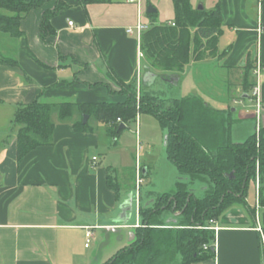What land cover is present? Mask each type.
I'll return each instance as SVG.
<instances>
[{"label":"crops","instance_id":"crops-1","mask_svg":"<svg viewBox=\"0 0 264 264\" xmlns=\"http://www.w3.org/2000/svg\"><path fill=\"white\" fill-rule=\"evenodd\" d=\"M62 1L63 6L49 0L26 13L20 38L0 34V51L16 55L20 65H0V264H91L86 250L97 245L100 251L107 245L106 250L114 252L130 244L141 222L136 207L142 203L140 187L139 201L133 193L141 168L137 163L131 167L130 150L112 134L114 124L95 119L92 124L89 117L92 129L84 132L73 127L79 114L68 122L55 117L53 144L34 149L18 164L12 118L19 103L37 98L120 101L123 97L112 95L105 85L90 84L135 78L138 86L157 93L160 79L171 87L173 97L196 94L215 108L231 110L235 142H244L264 126V0H191L194 7L207 10L221 4L220 54L191 61L181 73L150 66L141 36L127 32L138 23L149 27L152 22L172 21L174 0L90 3L86 10L79 0ZM149 5L156 9L154 18L148 16ZM48 12H55L50 18L55 32L42 37ZM249 52L261 72L257 75L254 67L250 78L261 87L259 104L252 94L254 86L246 90L243 84ZM231 100L242 106L232 109ZM115 155L123 163L118 164ZM126 167L133 168L132 186L128 175H119ZM145 169L144 176L149 173ZM110 176L116 189L109 186ZM172 182H162L160 193L167 192ZM250 206L254 205H234L211 224L217 227L215 256L193 264H264L258 230L262 228L264 234V210L257 219ZM168 211L172 215L167 214L168 222L178 220L173 218L178 213ZM88 231L92 237L86 246ZM99 251L93 258H99Z\"/></svg>","mask_w":264,"mask_h":264},{"label":"trees","instance_id":"trees-1","mask_svg":"<svg viewBox=\"0 0 264 264\" xmlns=\"http://www.w3.org/2000/svg\"><path fill=\"white\" fill-rule=\"evenodd\" d=\"M47 1L0 0V34L20 38L24 34L21 29L24 15ZM57 1L58 7L63 6L62 0ZM116 1L125 0H79V4L86 10L90 3ZM174 6L172 21L152 22L142 32L141 47L150 66L181 73L191 61L202 62L220 54L223 14L220 3L210 10L194 7L191 0H174ZM54 14H46L40 30L42 37L55 32L50 21ZM155 15L148 13L152 18ZM0 65L20 66L16 55L3 50L0 51ZM254 65L255 60L249 52L243 72L246 90L254 85L248 81ZM99 84L123 100L74 102L37 98L30 103H19L12 118L17 127L18 164L34 149L53 144L55 117L68 122L79 114L80 118L73 127L85 132L92 129L89 120L83 123L84 114H88L99 122L114 124L112 134L118 135L139 114H151L166 130L168 159L193 179L209 177L214 187L203 197L195 196L185 184L160 194L153 205L141 207L143 224L134 229L132 242L118 249L106 261L91 264H152L160 257L163 264H193L213 258L215 230L209 228L210 221L217 220L234 205L247 204L248 187L254 183L258 164L264 195V126L244 142H235L231 129L234 123L232 111L215 108L199 95L165 97L143 86L138 87L135 78L130 82L115 78L114 84L90 86ZM120 124L124 127L120 128ZM108 183L116 189L117 183L112 176ZM262 201L264 204V196ZM164 209L180 211L181 218L176 220L175 227L164 226L159 217ZM249 209L254 213L253 208Z\"/></svg>","mask_w":264,"mask_h":264},{"label":"rangeland","instance_id":"rangeland-1","mask_svg":"<svg viewBox=\"0 0 264 264\" xmlns=\"http://www.w3.org/2000/svg\"><path fill=\"white\" fill-rule=\"evenodd\" d=\"M255 68H257V66ZM250 80L251 79H249L248 81ZM170 88L167 87V85L164 84L160 79H158V83L155 86V89L158 91L157 93L158 94L162 93V95L165 97H173L172 91ZM174 90L175 89H173V92ZM176 92L177 91L175 90V94H177ZM242 100L243 101L245 100L246 102L248 101V99L246 98ZM230 104H231L232 109L240 108L242 106V105L233 103V100H231ZM227 111H231V110L227 109ZM91 122L93 124L95 122L94 119H92ZM165 136H166V130L162 127L158 119L148 113L139 114V116L136 119H133L131 122H129L127 127L124 130H122L120 134L116 135V137L120 141V144L125 143V145H127L126 147L128 148V150H130V153H131L130 159L132 162L131 167H136V163H137L138 167L141 168V172H142L141 176L143 179L140 184L142 203L137 202L136 204L137 212L140 216V219H141V215H140L141 207L144 205L146 206L153 205L155 200L159 197V195L163 193V192L160 193V190H159L160 185L162 186L161 184L162 182L164 185H166L168 181H171V180L173 181L170 185L171 188L169 187L168 190H165L167 192L175 189L179 184H185L187 187H189L192 190V192L197 197H203L209 189H212L214 187V184L210 180L209 177L202 176V177L193 179L190 175L186 173H182L174 164H172L169 161V159L167 158L166 150H165ZM114 159L116 160L118 164L123 163V161H121L116 155L114 156ZM145 168L149 169L148 170L149 173L146 176H144L143 174V170ZM127 170H128V167H126L124 171L120 172L119 175H121L122 177L128 175L129 178H128L127 183L129 186H132L130 183L131 182L130 176L132 175L131 171H133V168L128 170L130 172H128ZM256 170L257 172H256L254 183L251 182L249 184L248 191H247V197H246L247 202L249 204L254 205L253 206V209L255 210L254 213H256L255 192H256L257 180L258 182H260V185L263 186L259 164L257 165ZM262 188L260 190L261 192L260 202L262 205H264L262 201V196H264L262 193L263 192ZM133 193L137 201L136 188H133ZM134 202H135V199H134ZM169 210L175 213H178V216L177 215L173 216V218L174 217H177L178 219L181 218L180 211H174L172 209H169ZM167 214L171 215L170 211L168 210L164 211L163 215L165 218L163 219H162V214L159 215L164 226L175 227L176 221L170 220L168 222ZM260 215H261V211L259 212V216ZM134 217H136V215ZM142 224L143 223L141 219V222L137 225V227L142 226ZM106 248H107V245H104L102 247V250L99 251L100 248L97 245H92L90 249L86 250L87 252L86 261L87 262L92 261L94 263H102L112 256L111 253H114L118 250L117 248V250L115 249L114 252L113 251L110 252L109 250H106ZM96 250L99 251L98 253H96V255H98L99 258L97 257L93 258V255H95L94 252ZM180 258L181 257L179 256L178 259ZM152 264H163L161 257L158 260H155Z\"/></svg>","mask_w":264,"mask_h":264},{"label":"built area","instance_id":"built-area-1","mask_svg":"<svg viewBox=\"0 0 264 264\" xmlns=\"http://www.w3.org/2000/svg\"><path fill=\"white\" fill-rule=\"evenodd\" d=\"M131 1H133V0H131ZM171 24L174 25L175 23L171 22ZM69 25L72 26L73 25V21H70ZM147 28H148V26L146 24L138 23L135 27L128 28L127 32L128 33H135L136 32L139 36H141L142 32L145 31ZM255 73L257 75H261L259 66L256 68ZM260 88H261L260 85L256 84V85H254L253 92H252L254 98L257 101V104H259ZM94 159H96V157H94ZM137 173H138V179H137V188H136V190H137V199L139 201V197H140L139 187H140V184H141L143 179H142V176H141L142 172H141L140 169L138 170ZM261 188H262V186L260 185V182H258V180H257L256 192H255V205H256V216H257V219H259V212L262 211V209H264V205H262L261 202H260V200H261V192H260ZM210 222H211L210 224H212V223H214V220H211ZM209 228H212V229H215V230L217 229V227H212V225ZM258 230L262 233L263 259H264V234H263V229L259 227ZM91 237H92V233H91V231H88L87 232L86 246H89V243L91 242ZM205 247L207 248L208 246H205Z\"/></svg>","mask_w":264,"mask_h":264},{"label":"water","instance_id":"water-1","mask_svg":"<svg viewBox=\"0 0 264 264\" xmlns=\"http://www.w3.org/2000/svg\"><path fill=\"white\" fill-rule=\"evenodd\" d=\"M197 8L198 9H203V6L199 5ZM155 11H156V9L152 5H149V7L147 9V12L148 13H154ZM146 74H147V76L153 75L151 72H147ZM89 117L90 116L88 114H84L83 123H87L88 120H89ZM122 127H124V124H120V128H122ZM166 143H167V135L165 136V145H166ZM143 174H146V169L143 170ZM132 200H133V198H132V194H131V196H130V198L128 200V205H129L130 208H132V202H133ZM212 250L215 251V247L214 246L212 247Z\"/></svg>","mask_w":264,"mask_h":264}]
</instances>
